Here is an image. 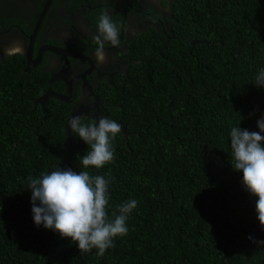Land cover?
<instances>
[{"label":"trees","instance_id":"trees-1","mask_svg":"<svg viewBox=\"0 0 264 264\" xmlns=\"http://www.w3.org/2000/svg\"><path fill=\"white\" fill-rule=\"evenodd\" d=\"M164 1L172 32L136 36L131 64L99 88L102 116L122 126L103 168L85 169L89 145L68 138L72 104H36L49 75L24 71L20 54L0 60V264H264V246L249 239L264 240L258 197L230 148L232 127L258 132L264 117V87L255 85L264 0ZM66 166L114 178L110 219L138 201L127 235L103 257L34 222L28 178Z\"/></svg>","mask_w":264,"mask_h":264},{"label":"flooded vegetation","instance_id":"flooded-vegetation-1","mask_svg":"<svg viewBox=\"0 0 264 264\" xmlns=\"http://www.w3.org/2000/svg\"><path fill=\"white\" fill-rule=\"evenodd\" d=\"M164 2L52 0L48 4V0H0V60L10 54H20L26 56L24 71L39 68L49 75L52 84L36 102L43 109L57 94L66 96L64 100L59 99L62 102L72 104L71 117L99 120L103 115L99 88L103 80L112 81L131 64L127 57L131 41L155 27L167 35L171 33L173 15ZM44 8L48 9L34 33ZM104 9L120 25L121 43L118 46L106 43L107 59L99 63L92 37ZM44 95L46 99L39 101ZM67 127L69 135L72 131L68 124Z\"/></svg>","mask_w":264,"mask_h":264},{"label":"clouds","instance_id":"clouds-1","mask_svg":"<svg viewBox=\"0 0 264 264\" xmlns=\"http://www.w3.org/2000/svg\"><path fill=\"white\" fill-rule=\"evenodd\" d=\"M120 32L121 27L113 20L110 12L102 10L97 32L92 37L97 45L94 53L97 62L103 63L107 59L106 43L113 46L121 43ZM255 85L264 87V68L258 72ZM69 120L71 131L89 145V150L81 158L85 169L103 168L114 160L113 141L122 131L119 123L103 116L98 122L90 124L83 123L81 116H73ZM257 126L258 132L240 126L231 128V164L236 171H242L245 189L258 197L256 212L264 227V117L257 121ZM113 180L92 175L89 171L77 172L67 166L51 173H42L37 178L29 177L35 224L70 238L78 244L81 254L96 249V256L103 257L108 249L114 247L116 237L127 235L128 217L138 204L135 199L121 203L117 207L119 214L114 213L110 219L107 207L109 185ZM249 239L264 246V240H256L251 236Z\"/></svg>","mask_w":264,"mask_h":264},{"label":"water","instance_id":"water-1","mask_svg":"<svg viewBox=\"0 0 264 264\" xmlns=\"http://www.w3.org/2000/svg\"><path fill=\"white\" fill-rule=\"evenodd\" d=\"M52 0H48V4L51 2ZM48 8H44V10H43V12H42V14H41V16H40V19H39V21H38V23H37V25H36V27H35V32L34 33H36L37 31H38V29H39V26H40V23H41V19L43 18V16H44V13H45V11L47 10ZM53 51L54 52H56L55 51V49H53ZM32 54V52L30 53V55ZM75 57H77L78 55H74ZM79 57V56H78ZM29 58V57H28ZM31 59V58H30ZM48 96L49 95H54V94H47ZM57 99H62V100H64V98H66V96H61V95H54ZM46 96L44 95V96H42L40 99H39V101H43V100H45L46 98H45Z\"/></svg>","mask_w":264,"mask_h":264}]
</instances>
